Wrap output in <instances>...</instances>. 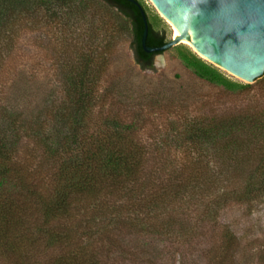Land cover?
I'll use <instances>...</instances> for the list:
<instances>
[{
  "label": "trees",
  "instance_id": "16d2710c",
  "mask_svg": "<svg viewBox=\"0 0 264 264\" xmlns=\"http://www.w3.org/2000/svg\"><path fill=\"white\" fill-rule=\"evenodd\" d=\"M138 1L148 18L146 44H165L170 38ZM81 15L91 17L89 48L101 42L103 48L80 50L76 63L65 62L63 51L60 84L21 86L0 96V259L8 264H107L100 251L119 246L108 234L113 230L166 235L180 221V230L191 233L183 227L192 212L199 215L197 227L216 225L231 204L264 197L263 111L208 112V99L189 92L185 98L172 86L104 84L114 33L129 36L141 69H153L163 53L145 51L144 22L133 2L0 0V58L6 60L25 28L37 33L60 24L71 34V21ZM69 43L61 40L63 47ZM172 48L223 93L251 85L185 44ZM155 119L160 127L153 129ZM164 129L177 149L163 143L169 137H162ZM224 239L226 254L237 238L227 228Z\"/></svg>",
  "mask_w": 264,
  "mask_h": 264
},
{
  "label": "rangeland",
  "instance_id": "374dc122",
  "mask_svg": "<svg viewBox=\"0 0 264 264\" xmlns=\"http://www.w3.org/2000/svg\"><path fill=\"white\" fill-rule=\"evenodd\" d=\"M143 1L148 6L149 16L156 26L163 29L168 38H171L175 32L173 28L149 0ZM98 17L99 15L97 19ZM89 18L91 19L90 15L74 17L71 21L73 22L71 34V29L60 24L38 27L37 33L33 32L36 30L25 28L21 39L15 42V48L7 54L6 60L0 58V96L21 86L24 88L30 86L32 89L39 87L44 90L60 84L62 79L59 66L62 63L60 56L63 51V53L67 51L64 57H61L66 60L65 62L76 63L78 62L76 55H80V50L90 54H95L93 53L95 49L101 50L104 45L98 42L102 40L103 31L99 33L98 44L89 48L90 41L87 42L88 28L91 24ZM114 34L116 37L111 46L113 52L111 55L108 53L103 68L104 84L119 79L126 80V84H131L136 89L140 86L153 88L163 84L183 93L189 92L195 99H208L210 103L206 107L208 112L216 110L264 112V80L238 92L223 93L192 73L181 61L178 52L159 61L154 60V68L144 70L135 60L129 36ZM63 37L71 38L68 47L61 46ZM185 93L184 96L187 98L189 94ZM153 123L151 126L153 129L160 127L156 119ZM167 132L166 129L161 132L163 138L169 136L166 135ZM171 140L169 136L163 143L171 146L173 150L177 149ZM255 160L256 158L252 159ZM198 218V213L192 212L190 223H184L183 228L193 229L191 233L188 230L184 232L180 230V221L179 225L175 227L174 224L171 233L166 235L143 236L142 233L126 230L128 226L122 228L123 234L113 230L108 234L117 240L119 246L114 247L111 253L107 252V246L104 247L105 249L100 251V257L104 258L107 264H208L210 259L213 264H264V197L250 204H231L222 211L216 225L209 223L197 227ZM162 221L160 219L158 224H162ZM227 228H230L237 241L234 248L225 254L223 244ZM41 257L42 260L46 258ZM0 264L8 263L0 259Z\"/></svg>",
  "mask_w": 264,
  "mask_h": 264
},
{
  "label": "water",
  "instance_id": "95a60500",
  "mask_svg": "<svg viewBox=\"0 0 264 264\" xmlns=\"http://www.w3.org/2000/svg\"><path fill=\"white\" fill-rule=\"evenodd\" d=\"M144 31L142 45L159 61L190 46L231 78L255 84L264 80V0H149L177 33L161 46L146 44L149 24L138 0ZM168 50V51H166Z\"/></svg>",
  "mask_w": 264,
  "mask_h": 264
},
{
  "label": "bare ground",
  "instance_id": "6f19581e",
  "mask_svg": "<svg viewBox=\"0 0 264 264\" xmlns=\"http://www.w3.org/2000/svg\"><path fill=\"white\" fill-rule=\"evenodd\" d=\"M173 35H174V36H177V33H176V32H174V34H173ZM173 35H172V36H173ZM190 46H191V45H190ZM191 47H192V46H191Z\"/></svg>",
  "mask_w": 264,
  "mask_h": 264
}]
</instances>
